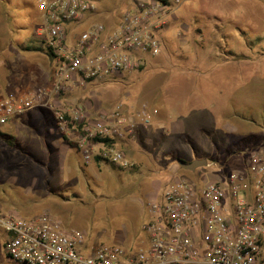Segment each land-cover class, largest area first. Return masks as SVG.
Segmentation results:
<instances>
[{
	"label": "rangeland",
	"instance_id": "obj_1",
	"mask_svg": "<svg viewBox=\"0 0 264 264\" xmlns=\"http://www.w3.org/2000/svg\"><path fill=\"white\" fill-rule=\"evenodd\" d=\"M102 1L99 14L111 22L107 25L98 18L97 22L109 30L124 12V4L123 0ZM37 2L0 0V97L52 83L54 62L45 55L38 36L44 21ZM184 17L188 26L184 40L177 34L182 27L170 24L171 29L161 35L157 55H138L143 62L119 77L73 83L59 102L63 108L68 102L72 107L84 106L91 116L118 104L131 116L146 103L159 107L169 121H189V126L178 135L162 136L151 127L154 116L117 144L128 167L103 162L90 169L74 152L63 158L57 151L49 153L46 146L44 150L25 128L12 127L13 118L1 129L21 150L0 138L1 211L24 218L48 212L65 228L84 232L88 245L118 243L138 251L146 247L141 225L148 220L150 200L145 195L154 193L155 187L159 201L174 176L213 180L243 167L248 151L264 154V0H193L185 6ZM226 51L237 57L226 58ZM28 115L31 119L46 116V128L50 123L55 127L49 111L34 109L18 119L26 120ZM226 126L235 131H226ZM54 132L58 133L56 128ZM254 137H260L261 144ZM46 142L51 139L46 137ZM195 157L216 166L189 172L177 163ZM6 237L0 231V264H13L3 248Z\"/></svg>",
	"mask_w": 264,
	"mask_h": 264
},
{
	"label": "built area",
	"instance_id": "obj_2",
	"mask_svg": "<svg viewBox=\"0 0 264 264\" xmlns=\"http://www.w3.org/2000/svg\"><path fill=\"white\" fill-rule=\"evenodd\" d=\"M98 1L38 0L44 21L38 36L52 51V83L1 96L0 130L16 116L46 110L84 163L98 158L126 168L129 162L116 144L94 139L123 141L138 125H148L157 109L143 103L128 116L118 104L91 116L81 105L63 108L59 98L73 83L119 77L143 62L138 55H157L156 32L167 23L169 1L177 0L138 1L136 10L124 11L109 30L94 22L70 37L69 26L95 11ZM147 208L152 218L141 230L148 244L138 251L118 243L88 245L84 232L65 228L48 212L24 218L0 210V231L7 235L3 248L13 264H263L264 154L248 151L243 167L213 180L174 176L159 201L147 202Z\"/></svg>",
	"mask_w": 264,
	"mask_h": 264
},
{
	"label": "crops",
	"instance_id": "obj_3",
	"mask_svg": "<svg viewBox=\"0 0 264 264\" xmlns=\"http://www.w3.org/2000/svg\"><path fill=\"white\" fill-rule=\"evenodd\" d=\"M138 1L146 3L149 0H123L122 4H124V7H123L124 11H134V10H136V6L139 3ZM192 1L193 0L169 1V10L170 11H169V15H168V18H167V22H168L167 24L168 25L166 24L167 26H163L159 31H157V34H156V36L159 38L160 41L163 40V38L161 36L162 33L164 31L170 30L171 26H172V25L170 26V24H175L176 22L178 23V26L182 27V28H179V32L177 34H178L179 37H181L184 40L185 32L188 29V26L185 23L186 22L185 21L186 18L184 17V8H185V6H189V4L192 3ZM101 4H103V1L99 0L98 3L96 4L95 11L85 15V17L80 22H78L76 24H71L69 26V30L68 31H69L70 37L75 35L77 30H79L81 28H83V29L86 28L90 23L97 22L98 19H101V20L105 21L107 23V25H109V23L111 21H109L106 18V16L99 14V13L102 12V10L99 8V6ZM172 5H175V6H172ZM107 25L105 24V26L108 28ZM69 42H72V41H69ZM142 56H144V55H139V57H141V58H142ZM156 109L158 111V113H157L158 115H155L156 118L152 122L151 127H153L156 131H159L162 136H167L168 137L171 134H172L171 136H173L174 134L178 135L180 132H182V130L186 129L187 126H189V123H190L189 121H186V123L184 121H179V122H171V121H169L170 119L168 120V118H166L165 115L161 114V111H160L159 107H156ZM206 110L207 109H202V111H205V112H206ZM45 113L42 112V115H44ZM19 116L14 117L16 120L13 121L12 127H16V128L18 127V129L25 128L27 133H29V134L33 135L35 138L39 139V141L42 143V146H43L44 150L47 147L49 153L55 154V151H57L59 154L62 153V157L63 158H69L73 154V152H74V154L77 157H79V158L81 157L80 154L78 153L77 149L74 146L71 147L70 145L65 143V141H63V140H65V138H63V137L59 138L56 135L58 133L54 132L55 131V127L53 126L52 123H50V125L47 126V128H46V122H47L46 118H45L46 116L44 117L45 119L44 118L43 119H38V118L37 119L36 118L35 119H31L30 116L28 115V118L26 120L25 119H21V118L18 119ZM1 132H2V129H1ZM20 137L21 138L23 137V132L21 133V131H20ZM46 137L50 138L51 142H49V143L46 142ZM26 145H28L27 147H29L30 149L31 148H33V149L36 148L34 145L30 146L27 143H26ZM128 146L126 145L125 147L127 148ZM81 160H82V158H81ZM103 162H105V161L91 162L89 164H85V163L82 162V166H85L86 168L94 169L95 167H98ZM172 170H173V168H172ZM156 196H157V192H156V187H155L154 193L146 194L145 195V199L146 200L149 199L150 201H152V200L156 199ZM140 212H141V210H140ZM147 217H148L147 221H149L152 218V216L150 214L147 215ZM145 237H146V235H145ZM263 243H264V241H263ZM147 244L148 243H147V237H146V245L145 246H147ZM262 247H263V244H262ZM263 264H264V261H263Z\"/></svg>",
	"mask_w": 264,
	"mask_h": 264
},
{
	"label": "trees",
	"instance_id": "obj_4",
	"mask_svg": "<svg viewBox=\"0 0 264 264\" xmlns=\"http://www.w3.org/2000/svg\"><path fill=\"white\" fill-rule=\"evenodd\" d=\"M28 6V5H27ZM196 15H198V14H196ZM41 44H43L44 46H45V50L44 49H41V50H44L45 51V55H47V56H49L50 58H52L53 57V55H52V51H51V49H50V47H48V46H46L44 43H43V41H41ZM25 48V50H38L37 48L36 49H33L34 47H24ZM227 52V55H226V58L228 57V56H236V55H234L233 54V52L232 51H226ZM237 57V56H236ZM225 58V59H226ZM227 60V59H226ZM0 138L4 141V142H6L7 143V145L10 147V148H16V149H19V150H21L19 147H18V145H17V143L15 142V140L12 138V137H8V135H6V134H4V133H2L1 132V130H0ZM64 138V137H63ZM255 139H253V141H255V142H257L258 144H261V142H262V140L260 139V137H254ZM66 141V140H65ZM94 141L95 142H98V143H101V144H104V145H108V146H110V145H117V144H121V142H123L122 140H113V139H109V138H96V139H94ZM68 142V141H67ZM70 145H72L70 142H68ZM74 145V144H73ZM195 158H197V157H195ZM95 160H97V161H101L100 159H98V158H94ZM177 160H181V159H177ZM183 161H185V160H183ZM106 162V161H105ZM185 162H188V161H185ZM109 163V162H108ZM111 164V163H110Z\"/></svg>",
	"mask_w": 264,
	"mask_h": 264
},
{
	"label": "water",
	"instance_id": "obj_5",
	"mask_svg": "<svg viewBox=\"0 0 264 264\" xmlns=\"http://www.w3.org/2000/svg\"><path fill=\"white\" fill-rule=\"evenodd\" d=\"M178 165L185 171L193 172L198 168H205L208 164L206 158H194L191 161L185 162L183 160H177Z\"/></svg>",
	"mask_w": 264,
	"mask_h": 264
}]
</instances>
